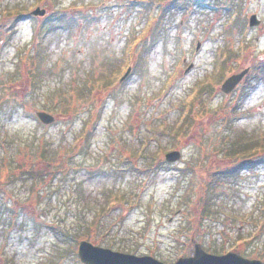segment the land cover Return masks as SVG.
Listing matches in <instances>:
<instances>
[{"label":"rangeland","instance_id":"rangeland-1","mask_svg":"<svg viewBox=\"0 0 264 264\" xmlns=\"http://www.w3.org/2000/svg\"><path fill=\"white\" fill-rule=\"evenodd\" d=\"M152 2L0 0V264H84L81 240L173 264L197 243L223 253L240 211L264 209V149L226 151L264 144V0ZM169 2L179 9L163 13ZM248 66L226 96L224 79ZM41 110L56 121L42 124ZM220 169L235 176L205 203ZM96 210L113 225L98 241L79 235Z\"/></svg>","mask_w":264,"mask_h":264},{"label":"water","instance_id":"water-1","mask_svg":"<svg viewBox=\"0 0 264 264\" xmlns=\"http://www.w3.org/2000/svg\"><path fill=\"white\" fill-rule=\"evenodd\" d=\"M46 13L45 9L37 7L32 14L43 16ZM250 26L260 24L256 14L251 15L249 19ZM193 66L190 65L188 70ZM131 68L121 80H124L129 74ZM248 69L230 76L221 86L223 92H231L236 85L247 74ZM36 116L45 125H51L56 118L53 114L46 111H37ZM182 153L179 150H173L165 155L169 162L180 160ZM79 256L86 264H165L152 256H137L135 254L114 251L110 248L94 245L93 243L83 240L79 245ZM175 264H253L252 260L244 259L239 254L229 252L223 255H216L206 252L200 243L195 245V254L191 257H181Z\"/></svg>","mask_w":264,"mask_h":264},{"label":"trees","instance_id":"trees-1","mask_svg":"<svg viewBox=\"0 0 264 264\" xmlns=\"http://www.w3.org/2000/svg\"><path fill=\"white\" fill-rule=\"evenodd\" d=\"M182 4V3H181ZM64 16H58L57 19L58 21H63L64 20ZM53 20V21H55ZM51 21L47 22L46 24L43 25V27L46 29H50L48 26V24H50ZM51 26V25H50ZM154 39H156V37L154 36ZM145 53H147V48L144 49V55ZM144 55H141V60H143ZM232 123V121H230ZM230 123V124H231ZM180 128H186V126L182 123L180 125ZM245 139V138H242ZM240 139V140H242ZM243 142H239V141H234V142H230V144L228 145L226 151L227 154L231 157V156H243V157H247L249 154L253 153L254 151H256L257 149H264V144L260 142V144H254L255 140H252V143L250 144L249 142L242 140ZM144 157H146L145 153H142ZM245 166V169L247 168H251L253 164V162H242ZM241 165V166H242ZM244 169V168H242ZM235 171H225L224 169H220V171H217L213 174V179H210V183H207V185H205V192H204V197H203V201H205V203L208 202H215L216 201V197L219 196V191L218 188L219 186L223 185L225 183V181L229 180V176L234 177L235 176ZM32 175V172L29 173V176ZM43 176V175H42ZM41 176V177H42ZM44 177V176H43ZM36 179V178H34ZM216 191H218L216 193ZM109 211H111V209H108ZM106 211V208H105ZM100 213V211H99ZM97 213V210L95 211V216H93L90 219H86L85 221H82L79 223V229H80V234L79 235H83V237L92 239V240H97L99 238L98 234H104V231H102V228L107 227L105 232H110V229L113 228V225H109L108 221L106 222H101V219L98 218L96 215L99 214ZM105 238V236L101 237V239ZM98 241V240H97ZM121 243V242H120ZM99 244L103 245V242H99ZM105 246L107 247H111V248H116V249H122V245H120L119 243L116 242H112L111 244H106ZM125 250V249H123ZM128 251V250H126Z\"/></svg>","mask_w":264,"mask_h":264},{"label":"flooded vegetation","instance_id":"flooded-vegetation-1","mask_svg":"<svg viewBox=\"0 0 264 264\" xmlns=\"http://www.w3.org/2000/svg\"><path fill=\"white\" fill-rule=\"evenodd\" d=\"M260 77V75H256L253 78L252 83L248 85V88L252 87L256 81H259ZM245 81H247L246 78L242 80L237 88ZM258 109H261V106H259ZM241 211L238 218L242 224L239 226L235 244H229L228 235L224 234V252L221 254L236 252L242 258L252 260L253 264H264V209L261 208V203H259L254 205V208L251 212H248L244 209Z\"/></svg>","mask_w":264,"mask_h":264}]
</instances>
